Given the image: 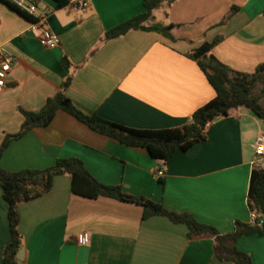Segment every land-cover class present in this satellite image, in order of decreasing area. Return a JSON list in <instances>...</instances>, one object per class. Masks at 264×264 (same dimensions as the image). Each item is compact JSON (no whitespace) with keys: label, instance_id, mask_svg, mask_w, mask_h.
<instances>
[{"label":"crops","instance_id":"obj_1","mask_svg":"<svg viewBox=\"0 0 264 264\" xmlns=\"http://www.w3.org/2000/svg\"><path fill=\"white\" fill-rule=\"evenodd\" d=\"M32 1L49 14L41 28L0 0V45L15 59L0 92V148L8 135L20 132L22 112L40 111L69 78L64 93L86 115L162 130L190 123L216 96L188 53L220 39L210 54L233 73L253 74L264 63V0L164 2L145 26L179 25L176 41L144 30L105 39L108 31L145 11L143 0H87L83 10L76 0L64 7L54 0ZM43 29L58 36V47L41 44ZM255 88L263 100L262 85ZM263 132L251 110L234 109L207 125L205 141L178 151L161 167L146 150L98 134L59 111L48 126L12 140L0 166L10 172L42 171L57 160L78 159L101 184L189 213L227 234L236 222H252V146ZM160 169L165 173L159 178ZM19 216L17 264H236L217 257L214 238H189L185 225L162 216L143 220V208L135 204L74 194L69 175L56 177L41 198L20 204ZM10 240L0 187V264ZM236 246L253 264H264V235L241 237Z\"/></svg>","mask_w":264,"mask_h":264},{"label":"trees","instance_id":"obj_2","mask_svg":"<svg viewBox=\"0 0 264 264\" xmlns=\"http://www.w3.org/2000/svg\"><path fill=\"white\" fill-rule=\"evenodd\" d=\"M54 1L57 2L58 7L67 5V0ZM174 1L176 0H143L145 11L108 31L105 39L119 38L133 30L154 31L173 41L180 39L179 25L145 26L158 7L164 2ZM21 14L32 20L29 16ZM219 41L220 39H216L212 43H205L187 54L190 59L197 62L216 93L214 99L194 113L190 123L178 128L141 130L108 121L97 114L86 115L64 93L71 83V78H69L63 84V90L54 98L49 99L40 111L22 112L24 116L22 128L18 134L8 135L4 139L0 148V158L12 140L22 138L34 128L48 126L59 111L68 113L98 134L115 139L127 147L146 150L151 158L161 163V167H166L178 151L186 152L195 144L205 141L207 125L218 118L229 116L234 109L247 108L264 121V110L260 105V97L254 93L255 87L261 84L264 95V63L258 66L253 74L233 73L210 54ZM64 65L66 67L69 65L66 59H64ZM61 175L71 177L72 192L76 195L88 199L106 197L135 204L143 208V220L154 216L166 217L174 224L187 226L189 238H214L215 253L220 260H231L236 264H253L246 253L238 250L236 243L244 236L264 235L259 221L254 225L236 222L233 232L221 234L214 227L199 223L189 213L173 212L162 203L128 195L120 186L101 184L78 159H60L54 166L42 171L10 172L0 166V187L3 190V198L8 204L11 233L10 243L3 253L4 264H17L16 257L22 239L19 232V205L37 200L47 194L52 189L54 179ZM248 204L252 213L264 214V170L255 169L252 172Z\"/></svg>","mask_w":264,"mask_h":264},{"label":"built area","instance_id":"obj_3","mask_svg":"<svg viewBox=\"0 0 264 264\" xmlns=\"http://www.w3.org/2000/svg\"><path fill=\"white\" fill-rule=\"evenodd\" d=\"M8 2L11 6L16 8L19 12L29 16L33 20V24L38 27H43L47 23L49 14L46 12H40L38 6L32 0H4ZM75 5L77 9H86L89 6L87 0H76ZM40 42L44 47L56 48L60 45V39L56 34H54L49 29H43L42 36L40 37ZM15 59L6 51V49L0 45V92H3L7 86V77L12 70V66ZM254 150V161L253 165L255 169L264 170V134H261L256 139L255 144L252 146ZM164 170L160 169L155 172V176L163 177ZM264 220V214L252 213L251 224H256L259 221ZM81 244L87 242L85 236L81 237Z\"/></svg>","mask_w":264,"mask_h":264},{"label":"rangeland","instance_id":"obj_4","mask_svg":"<svg viewBox=\"0 0 264 264\" xmlns=\"http://www.w3.org/2000/svg\"><path fill=\"white\" fill-rule=\"evenodd\" d=\"M260 87V86H259ZM254 93L258 96L260 95V89L255 88ZM260 105L262 106L263 110H264V99L260 101ZM259 118V117H258ZM260 119V118H259ZM260 122L262 124L263 130H264V121L262 119H260ZM264 133V132H263Z\"/></svg>","mask_w":264,"mask_h":264},{"label":"water","instance_id":"obj_5","mask_svg":"<svg viewBox=\"0 0 264 264\" xmlns=\"http://www.w3.org/2000/svg\"><path fill=\"white\" fill-rule=\"evenodd\" d=\"M261 227L264 230V220L261 222Z\"/></svg>","mask_w":264,"mask_h":264}]
</instances>
